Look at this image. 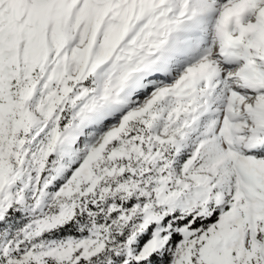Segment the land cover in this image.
<instances>
[{
  "label": "snow or ice",
  "instance_id": "6c2138e0",
  "mask_svg": "<svg viewBox=\"0 0 264 264\" xmlns=\"http://www.w3.org/2000/svg\"><path fill=\"white\" fill-rule=\"evenodd\" d=\"M0 264H264V0H0Z\"/></svg>",
  "mask_w": 264,
  "mask_h": 264
}]
</instances>
